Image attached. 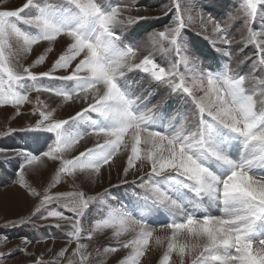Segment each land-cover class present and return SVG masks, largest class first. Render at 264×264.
<instances>
[{"label":"snow or ice","instance_id":"obj_1","mask_svg":"<svg viewBox=\"0 0 264 264\" xmlns=\"http://www.w3.org/2000/svg\"><path fill=\"white\" fill-rule=\"evenodd\" d=\"M196 6L203 11L202 5ZM241 9L240 31L248 30L243 44L255 46L251 55L242 56L243 47L238 51L231 47L237 41L230 23L239 16L217 19L210 12L201 17L198 34L210 39L218 55L198 54L185 31L192 18L185 20L178 0L164 6V15L172 13V20L164 30H153L151 47L144 48L136 44L129 27L146 17L125 16L124 11H131L132 6L120 0L112 4L55 0L43 6L27 0L16 10H0V106H11L19 115L24 105L32 103V92L58 98V107L80 104L74 115L58 119L56 108L44 106L37 98L36 119L18 130L19 138L35 147L11 149L18 160L16 182L35 197L39 194L28 188L25 169L58 162L53 184L64 177H71L75 184L77 173L99 176L104 166H115L114 158L126 155L120 184L131 185L137 199L126 200L110 189L105 193L118 205L131 206L133 214L117 209L108 219L96 220L89 240L102 229H114L117 238L125 231L136 232L130 241L107 251L131 248L134 254L121 264H140L153 231L167 228L171 237L162 264H169L173 253L178 264H264V0H244ZM20 23L28 30H22ZM58 38L67 42L51 67L33 71L45 63ZM13 41L25 53L41 41L49 47L34 64L24 67L14 59L18 52ZM158 47L175 53L168 66L156 60ZM142 52L147 54L141 58ZM249 64V73L238 70ZM157 95L160 100L151 104L150 98ZM173 97L178 104L168 117L158 109ZM177 117L181 118L179 126L172 122ZM88 136L97 143L67 158L66 153ZM10 163L0 162V175L7 174L5 165ZM130 173L134 175L131 181ZM96 199L82 191L45 192L29 217L5 227H22L33 217L67 221L71 230L66 241L75 243V248L69 253L65 247L48 264L61 260L76 264L77 256L79 264H85L89 256L84 251L87 245L80 242L84 238L80 218ZM52 204L72 215L49 207ZM214 208H220L221 214H214ZM165 213L170 219H158ZM0 236L4 242L10 239ZM21 240L25 245L33 243L27 237ZM156 243H161L159 238ZM24 250L0 253V264ZM33 264L46 262L37 258Z\"/></svg>","mask_w":264,"mask_h":264},{"label":"rangeland","instance_id":"obj_2","mask_svg":"<svg viewBox=\"0 0 264 264\" xmlns=\"http://www.w3.org/2000/svg\"><path fill=\"white\" fill-rule=\"evenodd\" d=\"M27 0H0V10H16L23 6ZM37 2L43 6L49 3L55 2V0H37ZM103 2L112 4L117 0H103ZM124 5L132 6L131 11H124L125 16L133 17H146L139 21L138 24L129 27V32L135 36L136 44L141 48L151 47L150 34L155 31L164 30V26L169 24L172 20V13L164 15V6L170 5L172 0H120ZM180 3L183 16L185 20L191 16V26L185 29L186 36L192 41L194 50L198 54L216 56L218 53L215 51L210 39H206L204 36L199 35L200 32V20L203 16L206 18L207 13H211L213 17L220 19H228L229 14H237L238 20L231 21L230 32L234 36L235 41L231 47L235 50H239L243 47V55H251L254 52L255 46H245L243 44L242 36L248 35V30L244 29L243 33L240 31L243 28V11L241 5L244 0H178ZM202 5L201 8L196 5ZM138 6V7H137ZM27 11V10H26ZM259 11V9H258ZM174 12V9H173ZM159 17V19H157ZM22 30H28V26L22 23L19 24ZM34 31V30H33ZM127 35V33H126ZM208 35L211 36V27L209 26ZM66 40L58 38L57 42L52 45L53 51L47 53V58L44 64L36 65L33 68L35 72L47 71L51 67V64L57 58L58 54L64 48ZM166 42L161 41V44ZM15 50L18 55L14 59H18L20 64L24 67L34 64L35 60L41 55L46 53V49L49 47L48 42L41 41L32 46L30 52H22L19 47L13 41ZM218 47H224L218 45ZM144 54L141 53V58ZM154 55L158 62L168 66L171 60L175 57V53L171 54L168 51L161 50V48L154 49ZM200 63V61H196ZM235 67V62H233ZM249 65H242L238 70L243 71L245 74L249 73ZM183 71V66H181ZM134 75H140L135 73ZM161 95L164 94V90H160ZM37 98L42 104L48 108H56L55 116L58 119H67L71 115H74L80 108L79 103H64L58 107V98L51 97L47 93L30 94V100L32 103L26 104L20 110V114H16V110L11 106H0V162L10 161V165L6 164L7 174L0 175V234L7 235L10 239L6 242L3 241V237L0 236V253L7 254L10 251L17 248H24V252H14L11 259H7L3 264H33V261L37 258H42L46 264L53 261L57 254L67 247L69 253L75 248V243L68 245L66 241L67 232L70 231L69 222L60 221L56 218H48L42 220L36 217L32 218L31 223L25 224L22 227H5L6 223L11 221H20L22 218H27L31 215L34 206L43 197L45 192L49 195H59L74 193L82 191L86 196L97 197V199L86 210L85 215L81 217V227L84 232V238L80 241L87 245L84 249L85 253L89 256V260L85 264H121V261L127 259L133 255L131 248L118 247L116 252L107 251V248L112 246L121 245L124 242H128L136 236V232L131 230L125 231L121 236L114 237V229H102L95 233H92V239L89 240L87 235L91 227L98 219H108L114 214L117 209L127 215H132L131 206L125 205L121 202V205L117 204V200L112 195L105 193V189H110L112 194H121L126 200L135 201V196L131 185H121L120 179L122 175V169L126 163V155L117 156L115 159V166L109 169L108 166H104L101 169L99 176L90 177L85 173H77L75 184L71 177H64L60 182L53 184L55 179V172L58 167V162L46 161V164L41 167H36L34 170L25 169V179L28 182V188L38 193V196H32L29 194L28 189L21 187L14 177V170L17 167L18 160L15 159V152L11 149L17 146L34 148L35 145L30 141H25L19 138V128L28 126L32 121L36 119L38 111L34 114V109L38 106L36 104ZM160 100V96H153L150 98L151 104H155ZM178 104L177 98L173 97L168 100L167 105H162L158 111L164 112L168 117L172 116V109ZM180 117L172 122L178 125ZM168 120H165L167 123ZM10 130H17L12 135H8ZM83 130V126L81 129ZM103 142L102 140L100 141ZM97 143L95 137L88 136L80 141L75 146L74 150L66 153L67 158L72 159L78 155L80 151L85 150L87 147H93ZM4 149H9L5 152ZM46 159V158H45ZM134 179L132 173L129 174L128 180ZM113 185H119V187H113ZM136 191H140L137 189ZM49 207L58 208L56 204H52ZM58 210L65 212L66 215L71 216L72 213L66 212L63 208ZM212 212L216 215L221 214L220 208L212 209ZM138 215V214H137ZM158 219H170L165 213ZM59 224L60 227H56ZM127 227V226H125ZM27 237L33 241L27 245L23 244L21 238ZM44 237H56L55 239ZM171 237V230L167 228L157 227L153 231L152 237L149 239V245L145 254L140 258V264H162L163 255L167 250V244ZM157 238L161 243L157 244ZM39 240V242H35ZM183 238H181L182 242ZM66 253V256L69 254ZM76 264H79L80 257L74 258ZM60 264H66L64 260H61ZM169 264H178V256L173 253L170 257Z\"/></svg>","mask_w":264,"mask_h":264}]
</instances>
